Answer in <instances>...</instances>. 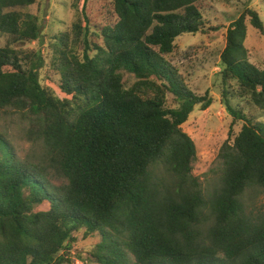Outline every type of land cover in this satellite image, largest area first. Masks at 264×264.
Returning <instances> with one entry per match:
<instances>
[{
    "label": "trees",
    "instance_id": "16d2710c",
    "mask_svg": "<svg viewBox=\"0 0 264 264\" xmlns=\"http://www.w3.org/2000/svg\"><path fill=\"white\" fill-rule=\"evenodd\" d=\"M76 1L50 61L61 97L45 83L46 58L24 49L41 40L27 11L41 0H0V117H17L38 148L21 156L0 131V264H78L80 232L100 237L86 264H264V214L244 202L264 192V65L247 46L251 28L264 35L260 13L227 29L223 82L238 90L223 91L232 125L207 198L183 126L214 101L173 57L184 35L210 33L211 3ZM233 94L261 116L231 104Z\"/></svg>",
    "mask_w": 264,
    "mask_h": 264
},
{
    "label": "rangeland",
    "instance_id": "374dc122",
    "mask_svg": "<svg viewBox=\"0 0 264 264\" xmlns=\"http://www.w3.org/2000/svg\"><path fill=\"white\" fill-rule=\"evenodd\" d=\"M212 7L204 12L207 18V30L210 33L197 36L184 35L177 41L178 50L173 57L174 64L179 73L184 76L188 86L198 95L209 96L214 101L210 109L202 111L197 107L183 130L192 138L197 147V158L194 162V175L199 178L207 198L220 186L222 166L219 159L223 145L228 141L232 119L230 118L223 100L225 89L231 92L238 90L236 83L225 85L222 71L224 69L221 55L227 47V29L239 19L247 10L253 9L260 13L264 20V0H209ZM75 0H41L39 6L29 8L28 12L36 13L42 27L41 40L28 44L25 50L41 52L46 58L47 67L44 69L45 83L55 89L61 97H65L58 86L60 79L56 72L50 68L52 50L55 37L70 30L74 19L72 5ZM83 2L81 3V6ZM223 27L219 31L214 28ZM212 29V30H211ZM4 41H2V44ZM247 46L251 51L253 62L264 65V35L254 28L250 29ZM25 64V63H24ZM27 64V63H26ZM132 83L131 77L127 78ZM234 106L242 108L247 113L261 116L246 101L232 95ZM169 106L175 103L170 98ZM264 121V117L260 118ZM240 129V124L236 130ZM0 131L9 137L15 149L21 156H28L36 152V148L25 134L26 127L15 116L4 115L0 117ZM244 202L249 214H264V192L248 191ZM71 255L78 264H86L83 260L88 258L89 252L100 242V237L85 240L84 233L76 235Z\"/></svg>",
    "mask_w": 264,
    "mask_h": 264
}]
</instances>
